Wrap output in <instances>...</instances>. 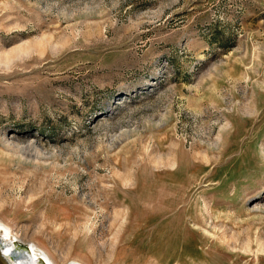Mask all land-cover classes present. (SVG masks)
<instances>
[{
  "label": "rangeland",
  "instance_id": "obj_1",
  "mask_svg": "<svg viewBox=\"0 0 264 264\" xmlns=\"http://www.w3.org/2000/svg\"><path fill=\"white\" fill-rule=\"evenodd\" d=\"M0 221L54 264H264V0H0Z\"/></svg>",
  "mask_w": 264,
  "mask_h": 264
},
{
  "label": "bare ground",
  "instance_id": "obj_2",
  "mask_svg": "<svg viewBox=\"0 0 264 264\" xmlns=\"http://www.w3.org/2000/svg\"><path fill=\"white\" fill-rule=\"evenodd\" d=\"M0 238L4 245V252L6 256H10L13 249H16V238L13 237L11 229L4 223L0 221ZM18 250L20 255L12 258L13 264H54V262L43 252H41L38 247L34 244H29V247L26 250ZM26 251V252H25ZM43 259V260H42Z\"/></svg>",
  "mask_w": 264,
  "mask_h": 264
},
{
  "label": "water",
  "instance_id": "obj_3",
  "mask_svg": "<svg viewBox=\"0 0 264 264\" xmlns=\"http://www.w3.org/2000/svg\"><path fill=\"white\" fill-rule=\"evenodd\" d=\"M4 245H5V242H3L0 238V264H13L12 258H15L16 256L20 255L17 249L26 250L24 246L22 247V246L16 245L15 246L16 249H13L14 247L12 248L13 251L11 252L10 256H6L4 252Z\"/></svg>",
  "mask_w": 264,
  "mask_h": 264
}]
</instances>
